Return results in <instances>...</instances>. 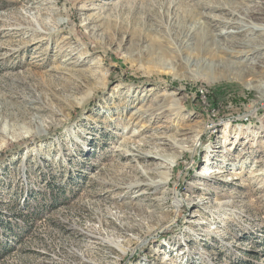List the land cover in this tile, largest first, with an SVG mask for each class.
<instances>
[{
    "label": "rangeland",
    "instance_id": "rangeland-1",
    "mask_svg": "<svg viewBox=\"0 0 264 264\" xmlns=\"http://www.w3.org/2000/svg\"><path fill=\"white\" fill-rule=\"evenodd\" d=\"M262 1L0 0V264H264Z\"/></svg>",
    "mask_w": 264,
    "mask_h": 264
},
{
    "label": "bare ground",
    "instance_id": "bare-ground-1",
    "mask_svg": "<svg viewBox=\"0 0 264 264\" xmlns=\"http://www.w3.org/2000/svg\"><path fill=\"white\" fill-rule=\"evenodd\" d=\"M228 2H230V0H227ZM259 2V1H257ZM264 2V0L262 1ZM231 3V2H230ZM229 3V4H230ZM257 13H260V14H264V8H251L249 10V13L247 15V17L243 18V21L242 22H239V25H238V32H248L249 34L251 35H254V36H263L264 38V23L262 22H256L254 21L253 19L256 18L254 15L257 14ZM229 32V31H228ZM255 37L253 38H247L245 40H239L238 41V45L239 46H242V47H249V52L252 51V50H255V51H260V50H264V41H261L260 43H252L249 45V41H251L250 39H254ZM221 43H220V42ZM216 40V42H219V44L223 45L221 47L222 50H224L226 53H230L229 51H231V49H228V47H226L225 43L221 40ZM135 113V112H134ZM217 170H213V169H209L208 170V173H212V172H216Z\"/></svg>",
    "mask_w": 264,
    "mask_h": 264
}]
</instances>
